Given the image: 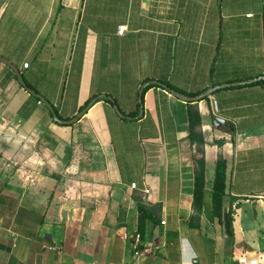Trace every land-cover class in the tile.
<instances>
[{
  "label": "crops",
  "instance_id": "crops-1",
  "mask_svg": "<svg viewBox=\"0 0 264 264\" xmlns=\"http://www.w3.org/2000/svg\"><path fill=\"white\" fill-rule=\"evenodd\" d=\"M0 56L95 96L0 61V264H264V0H0Z\"/></svg>",
  "mask_w": 264,
  "mask_h": 264
},
{
  "label": "trees",
  "instance_id": "trees-1",
  "mask_svg": "<svg viewBox=\"0 0 264 264\" xmlns=\"http://www.w3.org/2000/svg\"><path fill=\"white\" fill-rule=\"evenodd\" d=\"M259 82L264 83V78ZM207 97V96H206ZM95 98V96H91L85 105L86 107L89 103ZM82 108V109H83ZM189 122L191 128V141H202L204 139L198 134L196 128L201 125V118L198 113H196L192 108L189 110ZM196 177H195V209L200 210L202 206V199L205 192V175H206V165L204 160L197 159L196 160ZM226 171H227V163L224 159L223 155H219L216 164L215 170V178H214V205L218 209V215H220L222 209V198L226 189ZM147 207L143 205H139L140 210V222L144 221V218L148 217L147 214L144 215L142 210H146Z\"/></svg>",
  "mask_w": 264,
  "mask_h": 264
},
{
  "label": "water",
  "instance_id": "water-1",
  "mask_svg": "<svg viewBox=\"0 0 264 264\" xmlns=\"http://www.w3.org/2000/svg\"><path fill=\"white\" fill-rule=\"evenodd\" d=\"M0 61L1 62H4L5 64L9 65L14 71L15 73L17 74L18 78H19V81L20 83L23 85V87L28 91L30 92L31 94L37 96L40 100H42L48 107L49 109L51 110L55 120L59 121V122H66V123H71V122H75L77 121L82 115H84L87 110H88V106L86 108H84L77 116H75L72 120H69V121H62L58 118L57 116V113L54 109V106L41 94L37 93L34 89L30 88L25 79L23 78V75L21 73V71L19 70V68L13 64L11 61H9L8 59L0 56ZM264 78V76H259L255 79H252V80H247V81H241V82H235L233 84H243V83H250V82H254V81H260ZM153 83H157V84H160L162 85L164 88L166 89H169L173 94H175L176 96H179L180 98H182L183 100H189V101H199V100H202L203 98H205L207 95L211 94L214 90L220 88V87H223V86H226V85H230V84H221V85H216V86H213L209 89H207L205 92L201 93L200 95H197V96H194V97H188V96H183L181 95L179 92H177L176 90L174 89H171L169 88L168 86H166L165 84H162L160 82H157V81H153ZM142 91H143V87L141 88L140 90V96H139V102L142 103ZM113 102V98L109 97ZM115 108H116V111L118 112V114H120L121 116H124V117H127L125 116L124 114L121 113V111L118 109L117 105H115ZM142 114V106H141V113L140 115ZM214 124L218 127H220L221 125L225 126L226 128L230 129L231 128V123L227 120H225L224 118L222 117H215L214 118Z\"/></svg>",
  "mask_w": 264,
  "mask_h": 264
},
{
  "label": "built area",
  "instance_id": "built-area-1",
  "mask_svg": "<svg viewBox=\"0 0 264 264\" xmlns=\"http://www.w3.org/2000/svg\"><path fill=\"white\" fill-rule=\"evenodd\" d=\"M124 28H125L124 25L120 26L119 32L123 33ZM165 91H167V89H165ZM39 102L42 103L41 100ZM257 197L260 201L264 202V194H259ZM135 253L139 255L142 252L139 249H137V251ZM237 259H238L240 264H259L260 263L259 257H250L246 253H242L240 256H237ZM105 264H109V263H105ZM122 264H130V263L125 262Z\"/></svg>",
  "mask_w": 264,
  "mask_h": 264
}]
</instances>
